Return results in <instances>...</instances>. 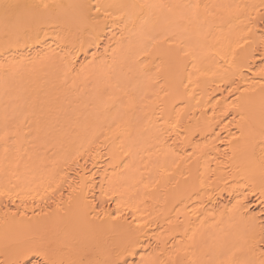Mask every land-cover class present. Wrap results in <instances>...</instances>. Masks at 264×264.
Segmentation results:
<instances>
[{
	"label": "bare ground",
	"instance_id": "bare-ground-1",
	"mask_svg": "<svg viewBox=\"0 0 264 264\" xmlns=\"http://www.w3.org/2000/svg\"><path fill=\"white\" fill-rule=\"evenodd\" d=\"M0 264H264V0H0Z\"/></svg>",
	"mask_w": 264,
	"mask_h": 264
}]
</instances>
